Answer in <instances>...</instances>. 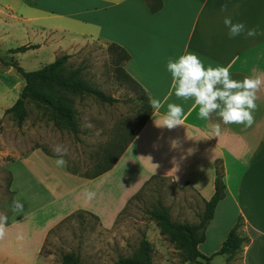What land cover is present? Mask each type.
I'll return each instance as SVG.
<instances>
[{"label": "crops", "instance_id": "crops-1", "mask_svg": "<svg viewBox=\"0 0 264 264\" xmlns=\"http://www.w3.org/2000/svg\"><path fill=\"white\" fill-rule=\"evenodd\" d=\"M94 1L114 10L113 14L85 16L84 13L64 14L48 8H36L45 19L69 17L74 24L89 30L83 32V36L101 38L125 48L131 56L125 65L127 73L150 98L161 100L164 106L158 112L153 110L151 118L114 168L98 178L85 179L73 175L65 167H57L56 159L44 152H32L21 162L31 163V156L41 152L42 167L52 170L51 174L41 175L46 183L42 188L49 200L41 195L40 201L50 204V200L61 201L76 196L80 199V190L89 184L96 189L93 190L96 198L91 200V206H81L82 203L77 202L67 209L64 217L83 210L102 221L111 214V224L106 226L110 227L138 191L157 176L172 177L177 184L188 185L205 207V202L215 193L216 168L220 163L225 174L226 196L215 209L206 230V240L198 246L199 251L206 257L215 255L242 219L240 232L249 237L250 242L231 260L227 255H217L211 264H215L217 259L222 260L220 264H264V86L257 93L258 107L251 128L224 125L217 113H213L210 120L199 119V107L192 108L194 100L176 97L171 88V74L167 71L169 59L175 60L190 52L198 55L206 68L231 64V77L235 80L264 73V34L255 38L241 34L230 39L223 24L224 17L231 16L233 23L242 22L249 29L258 27V32L264 33V0H162L163 8L156 13L150 10L145 0ZM225 3L228 11L222 12L221 5ZM25 20L38 21L31 16ZM34 33L37 37L48 34V31L34 30ZM46 43L42 47V42L31 45L40 46L34 51L44 47L56 50L62 45L50 38ZM165 97L168 98L166 102ZM169 103L182 106L186 117L183 126L171 131L157 128L154 124V120H159L166 113ZM215 123H220L222 128V135L218 138L211 134L210 126ZM173 140L177 141L174 149L171 146ZM189 149L194 150L192 154L188 153ZM40 171L43 172L42 169ZM113 196L114 203L123 202L119 210L107 205ZM45 241L38 250L39 256ZM200 262L206 263L204 260Z\"/></svg>", "mask_w": 264, "mask_h": 264}, {"label": "rangeland", "instance_id": "rangeland-1", "mask_svg": "<svg viewBox=\"0 0 264 264\" xmlns=\"http://www.w3.org/2000/svg\"><path fill=\"white\" fill-rule=\"evenodd\" d=\"M36 6L85 16L111 15L114 11L94 0H0V214L8 218L5 238L0 240V264H62L63 255L70 252L78 254L83 264H117L120 257L133 256L144 237L153 245V264H201L185 262L184 251L163 236L150 217V211L162 204L176 222L195 224L200 221L205 209L201 198L188 185H179L172 177L152 179L110 227L106 226L111 224V214L104 215L102 221L83 210L74 212L70 218L64 217L67 209L77 202L91 206L85 192L96 189L89 184L80 190V199L76 196L50 200V204L40 201L41 195L49 200L42 188L46 183L41 175L51 174L52 170L42 167L41 152L31 156V163L21 161L36 150L57 159L52 148L62 144L68 149L64 157L68 161L66 170L79 175L91 173L98 166L99 155L111 150L112 145L118 149L127 142L143 114L142 103L137 100L141 91L116 76L110 43L83 36L82 33L89 30L74 24L69 17L45 19ZM30 16L38 21H26ZM51 28L54 30L50 31ZM34 30L44 34L36 37ZM49 38L62 45L56 50L44 47L19 53V56L9 53L34 42H42V47ZM74 43L80 44L74 46ZM64 55H70L69 68H81L82 78L87 83L117 102L111 105L94 96L71 97L80 131L77 136L56 126L50 113L32 101L26 104L28 118L19 126L13 116L7 114L20 98L24 83L13 66L35 71ZM14 200L23 204V211L12 210ZM108 200L107 205L116 210L123 205L122 201L114 203V196ZM64 219L66 221L61 223ZM21 235L23 238H18ZM220 263L222 260H215V264Z\"/></svg>", "mask_w": 264, "mask_h": 264}, {"label": "trees", "instance_id": "trees-1", "mask_svg": "<svg viewBox=\"0 0 264 264\" xmlns=\"http://www.w3.org/2000/svg\"><path fill=\"white\" fill-rule=\"evenodd\" d=\"M145 1L153 13L163 8L162 0ZM39 48V45H24L10 50L9 53H26L29 50H36ZM109 51L112 55L113 64L116 67L115 71L118 79H123L134 84L139 91H141L142 94L138 95L137 100L142 103L140 110L143 117L127 142L121 147H118V152V149L115 148L116 145H112L111 150H106L99 155L98 166H96L93 172L83 175L70 172L73 175L85 179L98 178L113 169L153 114V109L149 105L150 97L148 93L125 69L126 63L129 62L131 58L128 51L116 43H110ZM69 59L70 55H64L43 68L30 72H27L21 66H13L21 74L24 83L20 98L7 110V114H11L14 121L19 126H22L28 118L29 113L26 104L28 101H32L50 113V119L55 122L56 126L64 127L77 136L80 131L79 126H77L76 112L73 108L71 97L94 96L100 101L111 105L117 102V99L114 97L105 95L104 92L98 89L96 90L87 83L82 78L81 68H69L67 63ZM224 176L223 168L221 164L218 163L216 168L215 193L209 201L205 202V209L200 216V221L195 224L174 221L169 209L162 204H159L158 207L154 208L149 213L152 220L156 221L161 230V234L166 236L170 242L178 245L184 251L185 262H200V260H204L206 262L205 264H211L212 259L217 255H227L229 260H231L233 256L240 253L245 244L250 242L249 237L243 236L240 232L243 226V221L240 219L225 239L222 248L215 255L206 257L199 251L198 246L206 240V230L214 217L215 209L226 196L225 191L227 187L224 182ZM154 178H157V176H154L151 180ZM151 180H149L142 189H144ZM142 189H140L139 193H137L129 203L141 194ZM87 213L93 216V218L96 217L99 219L96 215L90 212ZM72 215L67 218H70ZM65 221L64 219L61 223ZM153 253L154 249L152 243L144 237L138 250L134 252V255L131 257H120L117 264H153ZM62 264H83V262L78 254L70 252L63 255Z\"/></svg>", "mask_w": 264, "mask_h": 264}, {"label": "clouds", "instance_id": "clouds-1", "mask_svg": "<svg viewBox=\"0 0 264 264\" xmlns=\"http://www.w3.org/2000/svg\"><path fill=\"white\" fill-rule=\"evenodd\" d=\"M221 11H228V4L221 5ZM224 26L228 29L230 39L244 34L246 38H255L258 34V27L247 28L242 22L233 23L231 16H225ZM231 64L228 66H208L207 68L198 55L186 52L177 59H169L167 62V71L171 74V88L174 89L177 98L185 101L192 99L194 103L192 108L199 107L198 118L201 120H210L213 113H217L224 125H243L245 128H251L255 123L254 112L257 110V93L264 86V73L253 76H246L243 80H235L231 77ZM255 72V70H253ZM171 94V93H170ZM165 102L167 97L164 98ZM149 105L155 112H158L163 106L159 99L149 98ZM184 109L182 106L169 103L167 111L159 120H154L157 128L167 129L169 131L184 125ZM211 134L215 137L222 135L220 123L212 124ZM172 148H176L177 141L171 142ZM57 157L55 164L57 167H66L68 161L64 158L68 155V149L62 144H57L52 148ZM194 150L189 149L192 154ZM175 160H173V164ZM157 168L159 165H155ZM175 167L172 169L174 170ZM178 180V177H177ZM96 193L86 191L87 201L95 198ZM23 204L18 200L13 201L12 210L23 211ZM7 216L0 214V240L6 235ZM18 238L22 239V235Z\"/></svg>", "mask_w": 264, "mask_h": 264}]
</instances>
